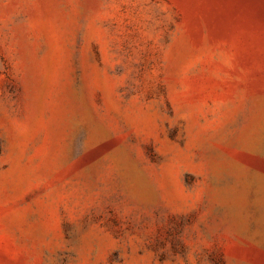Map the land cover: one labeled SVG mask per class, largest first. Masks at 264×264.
I'll use <instances>...</instances> for the list:
<instances>
[{"label": "rangeland", "instance_id": "1", "mask_svg": "<svg viewBox=\"0 0 264 264\" xmlns=\"http://www.w3.org/2000/svg\"><path fill=\"white\" fill-rule=\"evenodd\" d=\"M0 264H264V0H0Z\"/></svg>", "mask_w": 264, "mask_h": 264}]
</instances>
